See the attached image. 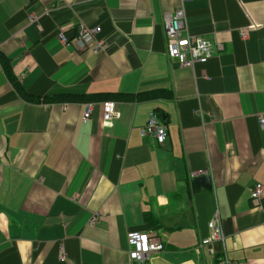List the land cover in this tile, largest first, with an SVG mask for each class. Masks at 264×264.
Masks as SVG:
<instances>
[{
    "label": "crops",
    "instance_id": "1",
    "mask_svg": "<svg viewBox=\"0 0 264 264\" xmlns=\"http://www.w3.org/2000/svg\"><path fill=\"white\" fill-rule=\"evenodd\" d=\"M179 3L0 0V54L25 92L94 95L25 100L0 62V264H130L131 230L162 243L147 264H264V0H189L188 31L213 43L192 67L166 56L163 15ZM80 24L100 27L104 50L59 41ZM153 89L171 97L120 95ZM150 111L162 144L140 136ZM215 213L225 238L201 245Z\"/></svg>",
    "mask_w": 264,
    "mask_h": 264
},
{
    "label": "built area",
    "instance_id": "2",
    "mask_svg": "<svg viewBox=\"0 0 264 264\" xmlns=\"http://www.w3.org/2000/svg\"><path fill=\"white\" fill-rule=\"evenodd\" d=\"M189 0H180L178 7L163 15V33L166 46L167 58L181 67H192L194 63H204L213 54V43L202 35H194L188 31L185 18V4ZM100 32L99 26L88 27L80 24L76 27L75 34L68 38L63 32L58 34L59 41L68 47L76 49H89L92 52L102 51L105 48L103 40L96 35ZM244 35V32L243 34ZM221 50L219 44L216 45ZM102 119L109 121L118 115L115 102L105 100L101 103ZM91 103L86 105L82 115L83 121L89 118ZM257 123L264 132V114L257 115ZM140 136H151L158 144H162L167 136V128L161 121L156 111H150L148 118L139 129ZM206 171L198 170L189 173L190 177L204 174ZM263 193V185L254 183L249 188L250 199L256 203ZM97 216L92 217L95 221ZM208 235L200 240L201 245H206L212 241H223L225 236L221 227L220 219L215 213L207 222ZM128 245V257L130 264H147L152 253H157L163 249L162 243L145 231L131 230L126 233ZM59 259H65V253L60 249Z\"/></svg>",
    "mask_w": 264,
    "mask_h": 264
},
{
    "label": "trees",
    "instance_id": "3",
    "mask_svg": "<svg viewBox=\"0 0 264 264\" xmlns=\"http://www.w3.org/2000/svg\"><path fill=\"white\" fill-rule=\"evenodd\" d=\"M0 62L2 63V67L4 69L5 75L9 82L13 85V87L16 89V91L19 93L21 97H23L25 100L28 101H57V102H64V101H78L82 100L86 97H93L94 95H57L55 97H48V96H43V97H32L31 95L27 94L25 90L22 88L20 85L19 81L15 78V76L12 73L11 67L9 60L4 57L2 54H0ZM121 96H126V97H135L137 100H153L157 98H165L168 99L171 97V93L167 89H153L150 91H143V92H138L136 94H121ZM131 97V98H132ZM93 100V98H90V100Z\"/></svg>",
    "mask_w": 264,
    "mask_h": 264
},
{
    "label": "water",
    "instance_id": "4",
    "mask_svg": "<svg viewBox=\"0 0 264 264\" xmlns=\"http://www.w3.org/2000/svg\"><path fill=\"white\" fill-rule=\"evenodd\" d=\"M196 180H200V181H203V183H204V185H206V186H210L209 184H207L205 181H207L208 182V180H209V177L208 176H199V177H197V178H195V181ZM209 183V182H208Z\"/></svg>",
    "mask_w": 264,
    "mask_h": 264
}]
</instances>
